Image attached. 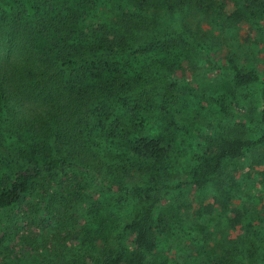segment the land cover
Returning <instances> with one entry per match:
<instances>
[{
    "label": "trees",
    "instance_id": "trees-1",
    "mask_svg": "<svg viewBox=\"0 0 264 264\" xmlns=\"http://www.w3.org/2000/svg\"><path fill=\"white\" fill-rule=\"evenodd\" d=\"M106 2L102 12L93 0H0V264H147L184 211L171 196L185 185L206 197L197 204L199 216L227 210L232 225L244 217L211 186L225 162L264 146V76L252 63L239 66L230 50H212L209 40L217 37L210 29L219 18L241 20L239 11L228 10L239 3L254 24L264 23V0ZM191 9L211 17L209 27L189 23ZM197 53L227 57L242 91L237 103L212 85L200 94L179 91L182 83L167 64L183 67ZM210 61L207 70L220 69ZM252 86L261 89L258 104L243 94ZM178 102L188 105L182 113L188 117L193 106L217 114L204 124L217 132L209 144L197 143L205 127L178 143L173 120L167 135L141 133L155 110ZM242 103L254 116L244 118L246 110L234 124L238 132L223 130ZM186 157L196 163L176 184L170 162ZM118 178L128 181L118 185ZM101 195L131 205L111 240L93 231ZM217 248L211 264H264V245L239 253Z\"/></svg>",
    "mask_w": 264,
    "mask_h": 264
},
{
    "label": "rangeland",
    "instance_id": "rangeland-1",
    "mask_svg": "<svg viewBox=\"0 0 264 264\" xmlns=\"http://www.w3.org/2000/svg\"><path fill=\"white\" fill-rule=\"evenodd\" d=\"M93 1L99 5V10L101 9L102 12L110 7L106 0ZM228 10L239 11L241 20L235 19V23L230 24L227 18L222 20L219 18L220 21L213 25L214 29H210V31L216 32L217 37V40L215 37L209 40L212 50L223 47L227 51L225 52L226 55L230 50L229 54L232 52L237 54L239 66L252 63L255 72L264 76V23L257 19L254 24L251 21V10L244 9L243 3L230 6ZM196 12L198 11L195 9L188 11L189 23H200L201 26H208L209 22H212V18L208 15L197 14ZM261 15L264 18V12ZM239 30L241 33L237 34ZM246 36L248 42L244 40ZM199 37L200 35L196 36L197 39ZM236 41L240 45H236ZM216 42L217 45H215ZM212 59H214V63L218 62L220 69L207 70L213 66L210 61ZM226 59V56L221 59L219 56H214L213 53H211V58H208L204 53H197V55H189V62L184 63L183 67L170 61L167 64L166 72L171 71L181 81L182 87L179 90L181 92L187 89L200 94L211 91L213 87L219 92H227L234 103H237V100L241 99L242 91L237 90L231 80L230 71L234 68L231 65H225ZM244 93L252 95V99L249 101L252 104L257 103L262 96L261 89L256 86L250 87L249 91ZM208 108V106L202 108H197V106L194 108L193 106L191 110H194L188 117L182 114L188 110V105L184 103L163 105L153 112L152 116L146 120L144 130L140 131L143 132L144 136L159 138L167 135L166 130L169 128V121L173 120L178 123L180 128L178 133L174 134L177 136L176 141L178 143L191 142L192 138L205 127V130L198 135L197 143L200 145L209 144L217 132L215 134H210L211 131L208 133L204 124H206L205 121H214L218 116L211 113ZM246 110L249 111L247 114L245 113ZM198 114L201 119L195 118ZM242 115L244 118L251 119L254 116L253 108L249 105V109H247L245 103H242V106L240 104V108L235 110L234 115L229 117V121L227 124H223L222 129L233 133L234 131L238 132L234 124L242 121ZM215 128L218 132L222 130L220 126H215ZM169 129L173 131L172 128ZM256 134V131L252 132L251 138ZM195 163L190 157L173 159L170 162L172 165L170 171L174 182L178 184L188 179V173ZM126 181H128L127 178L115 180L118 185L125 184ZM111 183L109 179L106 185L110 186ZM215 187L220 193H226V196L229 197L228 207L241 209L244 214L243 219L232 225L233 215L222 209H216L209 216H199L197 204L203 202L206 197L195 193L191 185H185L181 191L175 192L171 196V200L181 204L184 211L181 212L176 224L167 228V236L160 239L157 251L149 256L147 264H211L213 261L212 254L216 247L218 250L230 249L239 253L252 243L264 245V221L262 219V211L264 210V146L246 151L244 156L237 161L225 162L223 170L213 183V188L211 186V192ZM96 205L100 211L98 219L93 221L95 229L93 231L97 236L111 240L128 219L131 205L119 202L110 195H101ZM83 212H86V208ZM188 232L189 236L187 235ZM210 250L211 253H209Z\"/></svg>",
    "mask_w": 264,
    "mask_h": 264
}]
</instances>
